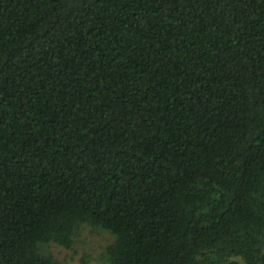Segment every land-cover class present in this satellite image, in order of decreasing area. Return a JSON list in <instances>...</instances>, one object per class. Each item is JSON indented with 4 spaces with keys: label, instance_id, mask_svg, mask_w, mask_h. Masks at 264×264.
<instances>
[{
    "label": "trees",
    "instance_id": "16d2710c",
    "mask_svg": "<svg viewBox=\"0 0 264 264\" xmlns=\"http://www.w3.org/2000/svg\"><path fill=\"white\" fill-rule=\"evenodd\" d=\"M264 264V0H0V264Z\"/></svg>",
    "mask_w": 264,
    "mask_h": 264
},
{
    "label": "rangeland",
    "instance_id": "374dc122",
    "mask_svg": "<svg viewBox=\"0 0 264 264\" xmlns=\"http://www.w3.org/2000/svg\"><path fill=\"white\" fill-rule=\"evenodd\" d=\"M113 241L114 236L110 232L85 223L76 231L72 247L51 242L44 245L43 250L58 264H107L104 251ZM236 260L237 264H245L241 258Z\"/></svg>",
    "mask_w": 264,
    "mask_h": 264
}]
</instances>
